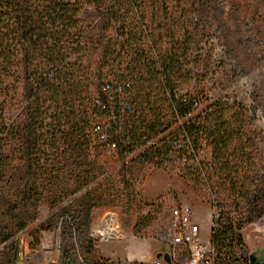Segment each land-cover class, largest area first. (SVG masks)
<instances>
[{
    "label": "trees",
    "instance_id": "trees-1",
    "mask_svg": "<svg viewBox=\"0 0 264 264\" xmlns=\"http://www.w3.org/2000/svg\"><path fill=\"white\" fill-rule=\"evenodd\" d=\"M142 3L167 17L166 0ZM176 3L183 5L179 17L155 23L136 12L134 0H0V264H17L14 237L36 219L40 205L55 208L68 198L63 214L40 227L51 230L64 222L69 232L56 264H112L96 256L88 228L91 211L105 205L106 193L123 180L107 177L95 193L88 189L106 174L105 163L90 154L89 123L104 159L117 163L136 154L134 162L143 168L176 164L209 190L228 184L246 202L245 223L264 215V173H256V182L247 175L248 152L255 147L248 109L225 98L194 115L203 92L197 86L182 92L186 79L192 83L196 76L193 66L187 69L188 58L198 61L206 25L216 21L214 0ZM87 7L93 14L84 18ZM109 29L128 60L127 73L101 83L111 55L103 44ZM100 48L91 61L89 54ZM96 125L105 140L93 131ZM111 142L117 148L108 156ZM121 201L111 205H132ZM242 227L222 216L213 222L211 264H248L231 263L233 251L245 248Z\"/></svg>",
    "mask_w": 264,
    "mask_h": 264
},
{
    "label": "rangeland",
    "instance_id": "rangeland-1",
    "mask_svg": "<svg viewBox=\"0 0 264 264\" xmlns=\"http://www.w3.org/2000/svg\"><path fill=\"white\" fill-rule=\"evenodd\" d=\"M134 1L140 5L136 12L144 13L150 22L156 19L155 23H170L182 14L183 5L176 3V0H166L170 3L167 17L160 11L152 10L149 3ZM214 3L217 9L216 21L210 19L206 25L207 32L195 53L200 55L198 61L191 64V54L188 58L187 69L191 72L193 66L196 76L192 83L191 78L186 79L188 82L185 81L182 92H193L192 87L195 86L203 92L201 104L194 115L205 110L214 101L225 98L248 109L251 119L247 129L248 137L252 139L255 147L250 148L248 152L252 166L249 167L247 175L253 177L250 181L256 182V173L258 172V177L264 173V0H214ZM91 14V7L82 12L84 18ZM226 14L230 15L229 22ZM187 15L191 18V8L186 9L185 16ZM105 36L103 44L108 48L106 52L111 55H108V62L102 70L101 83L119 79L120 75L127 73L128 66V60L118 47L115 31L109 29ZM101 53L100 48L88 57L94 61ZM75 107H78V103ZM19 112L17 109L15 115ZM127 119L128 116L125 117V120ZM85 132L91 156H97L106 166V174L100 176L88 189L94 192L107 177L123 180V183L116 185L115 191L106 193L111 195L104 196L105 205H99L91 211L88 232L96 246L97 257L107 259L112 264H151L156 258L168 254L173 264L185 262L188 257L187 250L183 247H173L170 242V209L174 205L190 207L197 222L203 219L211 221L209 231L207 226H200L201 238L204 241L207 239L205 234L207 237L209 233L208 238H211L213 222L220 216L223 222L230 220L235 226L240 222L243 224L241 235L245 248L233 251L234 260L231 263L235 260L244 262L252 252L264 257V215L245 223L244 220L249 215L246 202L229 190L228 184L224 187L214 184L213 190H209L201 183L183 176L176 164L166 170L156 167L143 168L134 162L136 154L124 159L119 158L117 163L104 159L92 134L90 123ZM153 180L162 183V189L152 193L154 195H147V187ZM248 186L255 188L254 184ZM85 191L82 190V194ZM121 199L129 203L131 201V207L111 205L125 204ZM69 202L70 198L55 208H50L47 204L38 207L36 219L14 237L18 248L17 264L58 262L63 248L70 242L64 222H59L51 230H41L40 227L52 215L63 214ZM109 224L115 226L121 235L106 236L100 232L103 231L104 225ZM134 232L137 234L134 235Z\"/></svg>",
    "mask_w": 264,
    "mask_h": 264
},
{
    "label": "built area",
    "instance_id": "built-area-1",
    "mask_svg": "<svg viewBox=\"0 0 264 264\" xmlns=\"http://www.w3.org/2000/svg\"><path fill=\"white\" fill-rule=\"evenodd\" d=\"M93 131L98 135V139L105 140L104 129L96 125ZM205 144V142L203 143ZM117 145L111 142L107 145L106 154L111 155L115 152ZM203 151L198 154V160L201 159ZM169 236L173 247H183L188 252V257L181 264H211L214 254L210 242L201 238L200 225L194 219L193 210L190 207L174 205L170 209ZM151 264H166L163 258H156ZM171 264H173L171 262Z\"/></svg>",
    "mask_w": 264,
    "mask_h": 264
},
{
    "label": "crops",
    "instance_id": "crops-1",
    "mask_svg": "<svg viewBox=\"0 0 264 264\" xmlns=\"http://www.w3.org/2000/svg\"><path fill=\"white\" fill-rule=\"evenodd\" d=\"M161 187H162V183H159V182H156V181L153 180V182L149 183V185L147 187V191H146L147 193L146 194L147 195H154L152 193H157V192L161 191V189H162ZM198 223L200 224V226H205V227L207 226V230H208L211 221L209 219H203V220H201ZM208 237H209V233L207 234V237H206V234H205V239L207 238L206 241L210 242V239ZM132 259H134V258H132Z\"/></svg>",
    "mask_w": 264,
    "mask_h": 264
},
{
    "label": "water",
    "instance_id": "water-1",
    "mask_svg": "<svg viewBox=\"0 0 264 264\" xmlns=\"http://www.w3.org/2000/svg\"><path fill=\"white\" fill-rule=\"evenodd\" d=\"M162 258L166 262V264H171V259L168 254H164ZM248 259V264H264V257L261 255H256L255 252L249 254Z\"/></svg>",
    "mask_w": 264,
    "mask_h": 264
},
{
    "label": "bare ground",
    "instance_id": "bare-ground-1",
    "mask_svg": "<svg viewBox=\"0 0 264 264\" xmlns=\"http://www.w3.org/2000/svg\"><path fill=\"white\" fill-rule=\"evenodd\" d=\"M111 224L109 225H104L103 226V231H100L102 232L104 235H110V234H113V235H121L119 233V230L115 228V226H110ZM97 232V231H96ZM99 232V231H98Z\"/></svg>",
    "mask_w": 264,
    "mask_h": 264
}]
</instances>
